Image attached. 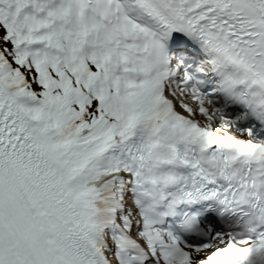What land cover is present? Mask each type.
I'll return each mask as SVG.
<instances>
[{"label": "snow or ice", "instance_id": "snow-or-ice-1", "mask_svg": "<svg viewBox=\"0 0 264 264\" xmlns=\"http://www.w3.org/2000/svg\"><path fill=\"white\" fill-rule=\"evenodd\" d=\"M0 264H264V0H0Z\"/></svg>", "mask_w": 264, "mask_h": 264}]
</instances>
